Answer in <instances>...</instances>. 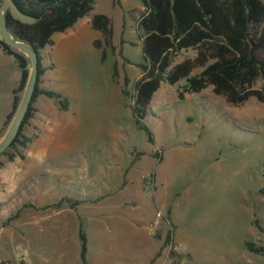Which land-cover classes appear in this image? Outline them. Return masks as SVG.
<instances>
[{"label": "rangeland", "instance_id": "rangeland-1", "mask_svg": "<svg viewBox=\"0 0 264 264\" xmlns=\"http://www.w3.org/2000/svg\"><path fill=\"white\" fill-rule=\"evenodd\" d=\"M141 7L140 0H97L90 17L104 13L112 19L109 45L100 31L82 22L56 33L54 45L42 51L46 63L55 64L44 74L46 87L61 91L70 106L61 110L55 98L39 99L47 119L38 133L40 153L3 170L10 183L0 184V226L21 208L9 229L23 239L27 202L56 201L69 181L103 193L126 179L122 194L128 215H143L150 228L163 218L157 187L171 193V229L173 224L191 254H184L185 264H264V250L245 247L251 240L264 248V102L251 97L233 105L212 85L180 99L178 85L185 81L163 82L143 119L153 133L151 141L126 104L132 98L126 101L121 88L127 77L132 92L141 73ZM97 39L102 48L94 45ZM194 55L192 49L183 50L175 62ZM258 57L264 61V48ZM254 87L264 88V77ZM39 125L29 121L24 131L37 134ZM157 152L163 153L162 162ZM9 163L0 155V166ZM29 253L23 242L0 241L4 264H27ZM171 263L177 264L172 257Z\"/></svg>", "mask_w": 264, "mask_h": 264}, {"label": "trees", "instance_id": "trees-1", "mask_svg": "<svg viewBox=\"0 0 264 264\" xmlns=\"http://www.w3.org/2000/svg\"><path fill=\"white\" fill-rule=\"evenodd\" d=\"M144 9L141 11L138 26L141 29V42L144 60L139 64L141 76L135 81L133 91L129 89V79L122 83V92L130 105L139 127L144 128L151 141L153 133L143 123L147 109L162 83L178 85V97L185 99L187 93H198L213 86L217 95H223L227 102L233 105L245 103L251 97L264 102V88L254 87L259 77H264V61L258 57V52L264 48V0H140ZM19 8L36 18L35 23H23L7 13V24L26 42L30 43L38 54V80L29 109L15 139L2 154L12 161L17 155L23 157L22 150L27 147L31 138L24 133V128L34 116V102L40 95L55 98L61 110H68L70 100L61 91L43 87L42 76L55 67L54 63L45 64L42 51L54 45V35L73 27L79 19L90 15L95 9L97 0H15ZM120 2V0H117ZM93 28L103 33L106 44L112 40V19L104 13L92 15ZM3 50L13 55L22 68L20 85L14 90L12 110L6 123L11 118L22 89L27 81L30 70L27 67L28 58L25 53L0 40ZM94 45L102 48L100 40ZM192 49L193 57H187L175 62L183 51ZM107 58L106 49H102V61ZM129 61V60H128ZM201 68L199 72L195 69ZM116 64L113 77H118ZM3 128L0 129V132ZM159 159L160 152L155 154ZM96 199H75L63 197L52 206H60L63 201L72 207L83 201ZM21 211L11 216L3 224L18 217ZM258 222V220H255ZM174 225L169 230L166 239L149 264L159 257L162 249L170 243L175 245ZM81 257L83 264L87 260V237L84 228L80 226ZM245 247L250 251L261 252L262 246L254 241H245ZM176 249H172L170 257L176 263L184 258ZM186 256H190L186 254ZM4 264V262H0Z\"/></svg>", "mask_w": 264, "mask_h": 264}, {"label": "crops", "instance_id": "crops-1", "mask_svg": "<svg viewBox=\"0 0 264 264\" xmlns=\"http://www.w3.org/2000/svg\"><path fill=\"white\" fill-rule=\"evenodd\" d=\"M143 9L142 5L141 10L143 11ZM91 21L92 16L87 15L79 19L75 25L85 22L84 25L93 28ZM101 34L103 35L102 32ZM45 64H47L46 60ZM21 79L22 68L19 63L13 55L6 53L0 44V109H2L0 110V129L5 126L7 116L12 110L14 90L20 85ZM42 86L46 87L44 75L42 76ZM42 96L44 95H40L34 102L35 113L30 119V121H39L40 129L37 134L31 133V135L24 131L31 140L22 150L23 157L17 155L12 161H9V164H1V186L10 183L3 174V170L9 172V165L12 163L17 161L24 163L26 158L35 157L40 153L37 144L38 133L43 128V123L47 121L42 114L44 111L43 102L39 100ZM161 155V159L158 158L160 162L163 161L164 156L163 153ZM10 177L11 180L12 175ZM127 182L125 179L118 188L103 193H94L79 184L71 186L74 182L69 181L70 186L62 190L56 201L37 199L23 205L21 217L23 239L16 238L12 230L9 229L12 226V219L8 225L0 226V241L11 238L14 242H23L25 252H30L27 264H83L80 238L82 224L87 237L88 264H149L161 250V246L171 230V223H173L171 193L160 190L159 187L155 188L157 205L163 218L158 220L153 228H150L143 215L138 216L137 213L135 216L128 215L126 209L128 201L122 194L127 189ZM65 196L75 199H99L83 201L74 207L67 201H63L60 206H52ZM173 238L176 250L180 254L191 255L184 251L187 245L183 247V237L176 232V228H174ZM186 259L187 257L184 256L182 261L177 264H185ZM153 264H172L167 246L162 249L161 255L154 259Z\"/></svg>", "mask_w": 264, "mask_h": 264}, {"label": "water", "instance_id": "water-1", "mask_svg": "<svg viewBox=\"0 0 264 264\" xmlns=\"http://www.w3.org/2000/svg\"><path fill=\"white\" fill-rule=\"evenodd\" d=\"M11 16L23 23H35L38 18L23 12L15 0H0V40H3L11 46L19 49L26 54L28 58L27 67L30 70L25 86L16 92L19 96L17 106L0 132V154H2L13 142L18 134L25 115L29 109L33 94L38 80V54L35 48L25 40H23L14 30L7 24L6 15Z\"/></svg>", "mask_w": 264, "mask_h": 264}, {"label": "built area", "instance_id": "built-area-1", "mask_svg": "<svg viewBox=\"0 0 264 264\" xmlns=\"http://www.w3.org/2000/svg\"><path fill=\"white\" fill-rule=\"evenodd\" d=\"M167 247H168V254H169V257H170V252H171V250L174 248V249H176V246H173V244L172 243H170L169 245H167ZM177 251V250H176ZM171 258V257H170Z\"/></svg>", "mask_w": 264, "mask_h": 264}]
</instances>
